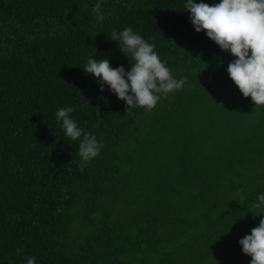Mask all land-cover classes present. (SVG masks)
Wrapping results in <instances>:
<instances>
[{"label":"trees","instance_id":"1","mask_svg":"<svg viewBox=\"0 0 264 264\" xmlns=\"http://www.w3.org/2000/svg\"><path fill=\"white\" fill-rule=\"evenodd\" d=\"M95 2L0 0V264H250L238 241L262 218L264 107L184 0H104L103 23ZM126 27L187 78L152 110L83 70H129L110 39ZM65 106L104 142L87 165L56 120Z\"/></svg>","mask_w":264,"mask_h":264},{"label":"clouds","instance_id":"2","mask_svg":"<svg viewBox=\"0 0 264 264\" xmlns=\"http://www.w3.org/2000/svg\"><path fill=\"white\" fill-rule=\"evenodd\" d=\"M103 4L104 0H96L92 8L93 16L100 23L106 19ZM184 7L195 32H204L221 51L234 58L228 64L227 73L243 97H250L255 107H264V0H219L212 4L184 0ZM110 39L130 60L131 68L112 67L107 58L89 57L83 70L96 78L101 92L107 86L125 102L128 111L136 107L152 110L162 97L185 87L187 78L174 76L167 62L155 51V45L132 28L113 31ZM74 111L75 108L65 106L55 116L68 141L78 142L77 154L82 165H87L100 155L104 142L79 126L72 117ZM251 208L258 210L262 218L238 243L242 253L251 258L250 264H264V192L257 194ZM26 264H37V258L28 257Z\"/></svg>","mask_w":264,"mask_h":264}]
</instances>
